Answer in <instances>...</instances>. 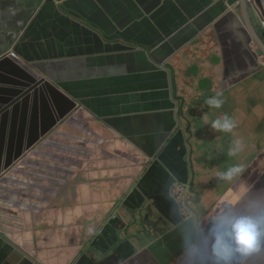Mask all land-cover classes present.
<instances>
[{
	"label": "crops",
	"instance_id": "1",
	"mask_svg": "<svg viewBox=\"0 0 264 264\" xmlns=\"http://www.w3.org/2000/svg\"><path fill=\"white\" fill-rule=\"evenodd\" d=\"M246 3L0 0V60L15 52L57 65L54 81L79 103L20 180L0 185V264H181L171 173L186 185L177 200L202 203L206 223L264 191L262 20ZM218 91L226 103L210 108ZM220 113L236 119L234 133L211 128ZM235 138L245 148L231 157ZM236 164L234 181L216 178ZM147 203L165 215L154 209L165 234L156 253L145 241L97 259L101 226ZM231 259L264 264V250Z\"/></svg>",
	"mask_w": 264,
	"mask_h": 264
},
{
	"label": "water",
	"instance_id": "2",
	"mask_svg": "<svg viewBox=\"0 0 264 264\" xmlns=\"http://www.w3.org/2000/svg\"><path fill=\"white\" fill-rule=\"evenodd\" d=\"M246 8L252 9L254 18L264 20V0L246 3ZM258 37L260 43L257 40L256 43L264 56V29ZM35 61L21 55L0 60V185L18 182L24 168L34 163L38 154L40 158L43 150H48L42 143L46 141L44 144L49 145L48 138L79 106L54 81L57 65ZM169 178L168 190L181 181L173 173ZM154 209L165 220L155 204L147 203L123 219L119 217L120 223L112 230L103 227L92 248L96 258L121 259L138 250L145 241L151 243L148 248L156 253L165 234Z\"/></svg>",
	"mask_w": 264,
	"mask_h": 264
},
{
	"label": "clouds",
	"instance_id": "3",
	"mask_svg": "<svg viewBox=\"0 0 264 264\" xmlns=\"http://www.w3.org/2000/svg\"><path fill=\"white\" fill-rule=\"evenodd\" d=\"M204 103L210 108L221 109L226 97L222 91H218ZM210 126L217 132L234 133L238 125L233 116L225 113L213 120ZM244 148V140L235 138L227 155L235 157ZM243 171L244 166L236 164L218 172L216 178L231 182ZM179 194L180 190L174 187L168 191V198L180 205L179 212L173 211V215L175 231L180 238L181 264H234L231 259L233 255L247 257L264 250L261 243L264 237V191L249 194L242 207L230 208L210 223L204 221L205 207L202 203H189V198L185 197L178 201Z\"/></svg>",
	"mask_w": 264,
	"mask_h": 264
},
{
	"label": "rangeland",
	"instance_id": "4",
	"mask_svg": "<svg viewBox=\"0 0 264 264\" xmlns=\"http://www.w3.org/2000/svg\"><path fill=\"white\" fill-rule=\"evenodd\" d=\"M221 116H223V113H220V117H221ZM67 123H68V121H67ZM54 140H56V138H54ZM56 141H57V140H56ZM58 175H60V174L58 173ZM212 176H213V173L210 172V177H212ZM183 182H184V181H179L175 186H173L175 189L180 190V194H179V196H180V195H184V194L186 193V192H185L186 185H184ZM131 186H132V187L134 186V188H133L134 190H137L138 188H140L139 185H135V181L132 182ZM115 214L117 215L118 212H117V211H114V215H113L112 218L108 221V224H109L110 222L114 223V219H117V216H116ZM118 218H119V217H118ZM117 220H118V219H117ZM119 223H120V222L117 221L116 225H118ZM111 226L114 227V224H111ZM103 227H104V224L101 226L100 230H99L97 233H99V232L102 230Z\"/></svg>",
	"mask_w": 264,
	"mask_h": 264
},
{
	"label": "built area",
	"instance_id": "5",
	"mask_svg": "<svg viewBox=\"0 0 264 264\" xmlns=\"http://www.w3.org/2000/svg\"><path fill=\"white\" fill-rule=\"evenodd\" d=\"M246 2L248 4H253L254 3V0H246ZM261 26L264 29V20H262ZM10 56L15 58L17 56V54L15 52H11Z\"/></svg>",
	"mask_w": 264,
	"mask_h": 264
}]
</instances>
